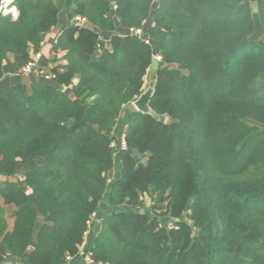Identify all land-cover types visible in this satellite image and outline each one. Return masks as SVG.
<instances>
[{
	"label": "trees",
	"instance_id": "trees-1",
	"mask_svg": "<svg viewBox=\"0 0 264 264\" xmlns=\"http://www.w3.org/2000/svg\"><path fill=\"white\" fill-rule=\"evenodd\" d=\"M251 1L15 0L0 14V78L62 13L92 27L62 26L53 78L0 87V178L23 175L0 185V262L63 264L101 211L96 264H264V0L255 14ZM155 54L154 114L126 111L114 146ZM149 191L173 227L139 210Z\"/></svg>",
	"mask_w": 264,
	"mask_h": 264
},
{
	"label": "crops",
	"instance_id": "crops-1",
	"mask_svg": "<svg viewBox=\"0 0 264 264\" xmlns=\"http://www.w3.org/2000/svg\"><path fill=\"white\" fill-rule=\"evenodd\" d=\"M65 24H71V19H68L67 16H65V13H62L60 15V18H59L56 26H54L49 32L43 34V36H42V41L40 42V49L37 51L41 53V58H40L38 63L43 68L45 73H47V72L52 73L53 68L61 69L66 64L65 60L63 59L64 51H61L59 48H54L55 44L53 42L56 33L58 31H61L62 26ZM96 31L99 33V37L102 38V42L105 45H107V47H108L110 36L113 32H103V31H100L98 29ZM115 31L118 32L120 35H122L121 33L123 32V30L121 31V29L118 26H116ZM37 51H34L32 48H29L28 49L29 56H31L34 52H37ZM7 59H8L7 60L8 64L5 65V67H4V75L2 76V78H0V87L11 86V85L18 83V82H24L25 84H29L30 82L37 81L43 77L37 71H35L29 75L21 74L19 72V67L23 64V61L21 60V58H19V57L17 58L16 55L9 53L7 55ZM9 65H11L13 67V70L10 69ZM128 110L129 109H126L125 112ZM125 112H124V115L122 116V118H120L117 122H120L123 119V117L125 116ZM125 128L126 127H124L123 132L125 131ZM116 156H117V153L115 154V158H116ZM119 166L120 165L118 163H116L115 168H118ZM115 172H117V169ZM22 176H23L22 172H18L17 178L14 177L15 179L11 178V177L9 179L0 178V185L2 186L3 182L6 180L7 181H21L23 178ZM1 205H2L4 213H5L4 217H5L6 223H7V230H11L12 225H13V216H12L13 213L12 212L14 211V208L11 206H6V205H5L6 206L5 207V206H3V204H1ZM6 208H8V210L11 211L10 216H7V214H6L7 209ZM105 208H108V207H105ZM101 214H102V212L99 211L98 213L93 215V216H96L95 217L96 220L93 222L92 226L89 229L87 228L88 230H90V232H88V230H87V234L85 233L84 241H83L82 245L79 247V252L76 255L79 257L77 259H71L69 261H66L63 264H85V261L79 255V253L81 250H82V252L89 251L88 247L90 246L92 239L95 237L93 232L99 226L98 221L101 220V218H102L100 216ZM8 219H11V222H9ZM28 252H29V250H28ZM27 256L28 255H24L21 258L20 257L19 258L18 257H13V258L9 257L10 259L8 258V260L12 261L14 264H25ZM5 258L7 259V256Z\"/></svg>",
	"mask_w": 264,
	"mask_h": 264
},
{
	"label": "rangeland",
	"instance_id": "rangeland-1",
	"mask_svg": "<svg viewBox=\"0 0 264 264\" xmlns=\"http://www.w3.org/2000/svg\"><path fill=\"white\" fill-rule=\"evenodd\" d=\"M156 2V4H157V0H155ZM155 4V5H156ZM251 5H252V7H251V10H252V12H253V14H255V12H256V7L254 6L255 5V2H254V0L253 1H251ZM157 6V5H156ZM86 19V18H85ZM84 26H86V27H91L90 25H89V23L87 22V24H85ZM128 34H134L133 32H131V30L130 29H128ZM135 33H136V31H135ZM136 34H138V36L140 37V38H142V39H145L146 41H148V38H147V35H146V32H145V30H143V29H141L138 33H136ZM122 35H124V34H122ZM260 37H262L261 38V43L262 44H264V34L262 35L261 34V36ZM99 39H100V41H102V38L101 37H99ZM109 45V44H108ZM105 46H107V45H105ZM98 48H100L99 46H98ZM155 56H157V57H160L159 55H157V54H155ZM160 59V58H159ZM165 66V65H164ZM170 67H172V68H177L178 67V65L177 64H171V65H169ZM48 73V72H47ZM149 73H150V69L148 70V74H147V76H146V78H145V82H144V88H146V86H147V83H148V76H149ZM23 75H25V74H23ZM49 75H50V77L51 78H53L54 77V74L53 73H49ZM51 78H49V79H51ZM143 88V89H144ZM134 107H133V105H132V103H130V104H128V105H126V106H124L123 107V110H122V112H121V114H120V116L118 117V120L120 119V118H122V116L124 115V112H125V110L126 109H133ZM128 115L129 114H127L126 113V116H125V121L123 122V123H120V122H118V124L116 125V127H115V129H114V131H113V135H114V137L116 138H114V140H115V145L114 146H116L117 145V143H118V146H119V144H120V141H121V135L124 133L123 132V130H124V127L127 125V119H128ZM164 120L166 121V122H170V121H172L171 120V118H169L168 116H164ZM133 155H134V157L135 158H140L139 159V162H145V160H146V156H144V157H140V155H138L136 152L135 153H133ZM116 170L115 169H113L111 172H109V174H108V182L110 183L111 181H113L114 179H115V177H116V172H115ZM17 178V177H16ZM15 179V178H14ZM141 199H142V203H141V206L139 207V210H142L143 212H145V213H147L148 215H150L152 218H154V219H157L160 223H162V224H164V225H166V226H168V227H173L174 225H175V219H173V218H171L169 215H166L165 213H166V209H167V204H166V202H157V199H156V197H155V195L151 192V191H149V192H146V193H144L142 196H141ZM2 204V203H1ZM6 207V206H5ZM7 209V216H10V210H8V208H6ZM13 213V212H12ZM96 216H93L92 215V219L89 221V223H88V229L92 226V224H93V222L96 220V218H95ZM103 217V216H102ZM11 218V217H10ZM9 220V222H11V219H8ZM7 220V221H8ZM43 220V218H38V222H41ZM101 220H102V218H101ZM101 220H99L98 221V223H99V225H100V223H101ZM39 224V223H38ZM87 229V230H88ZM98 231H99V226H98V228L96 229V230H94V232H93V234H94V236H96V234L98 233ZM88 232H90V230H88ZM86 234H87V231H86ZM81 252H82V250L80 251V253H79V255L84 259V256L83 255H81ZM85 253H86V251H84ZM90 252V251H89ZM87 254V253H86ZM85 255V254H84ZM79 256H70V258L68 259V260H66V261H69V260H71V259H77ZM86 264V263H85ZM94 264H96L95 262H94Z\"/></svg>",
	"mask_w": 264,
	"mask_h": 264
},
{
	"label": "built area",
	"instance_id": "built-area-1",
	"mask_svg": "<svg viewBox=\"0 0 264 264\" xmlns=\"http://www.w3.org/2000/svg\"><path fill=\"white\" fill-rule=\"evenodd\" d=\"M0 14L1 15H11L14 16L16 14V5H15V0H0ZM71 24L73 25H79V26H84L85 24H87V20L80 16V15H74L71 19ZM131 32H133L135 35L138 36V33L141 29H134L131 28L130 29ZM136 31V33H135ZM61 35V31H58L54 37V44L57 43L59 36ZM41 58V53L40 52H34L29 60H27L25 63H23L20 67H19V72L21 74H32L33 72L37 71L38 73H40L44 78L49 79L51 78L49 73H45L43 68L40 66V64L38 63L39 60ZM160 58V57H158ZM114 145V143H113ZM119 148H123L126 149V144L124 142V134L121 135V141L119 144ZM87 253V254H86ZM81 252V255L84 256V260L87 264H94V260L91 257V253L89 251L87 252ZM85 254V255H84ZM70 258V256L66 257V260H68Z\"/></svg>",
	"mask_w": 264,
	"mask_h": 264
},
{
	"label": "water",
	"instance_id": "water-1",
	"mask_svg": "<svg viewBox=\"0 0 264 264\" xmlns=\"http://www.w3.org/2000/svg\"><path fill=\"white\" fill-rule=\"evenodd\" d=\"M160 59L157 56H153L152 62L150 65V73L148 76V83L146 88L142 90L139 96L132 102L133 107L141 112L146 114H154V111L149 105L150 99L154 93L155 83H156V70L158 69ZM0 264H14L12 261L7 260L0 262Z\"/></svg>",
	"mask_w": 264,
	"mask_h": 264
}]
</instances>
